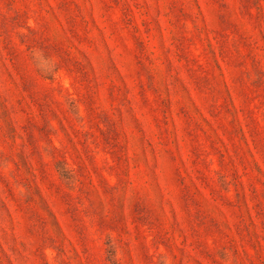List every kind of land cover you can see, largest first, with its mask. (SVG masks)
Segmentation results:
<instances>
[{"label":"rangeland","instance_id":"1","mask_svg":"<svg viewBox=\"0 0 264 264\" xmlns=\"http://www.w3.org/2000/svg\"><path fill=\"white\" fill-rule=\"evenodd\" d=\"M0 264H264V0H0Z\"/></svg>","mask_w":264,"mask_h":264}]
</instances>
